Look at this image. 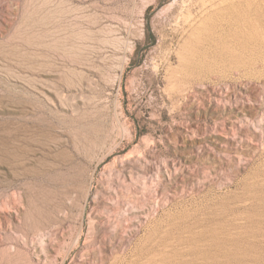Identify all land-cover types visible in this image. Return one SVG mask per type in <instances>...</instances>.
<instances>
[{"label": "rangeland", "instance_id": "374dc122", "mask_svg": "<svg viewBox=\"0 0 264 264\" xmlns=\"http://www.w3.org/2000/svg\"><path fill=\"white\" fill-rule=\"evenodd\" d=\"M0 264H264V0H0Z\"/></svg>", "mask_w": 264, "mask_h": 264}]
</instances>
